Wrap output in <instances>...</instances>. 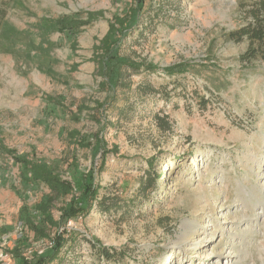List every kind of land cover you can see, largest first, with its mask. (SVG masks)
Instances as JSON below:
<instances>
[{
  "label": "rangeland",
  "instance_id": "obj_1",
  "mask_svg": "<svg viewBox=\"0 0 264 264\" xmlns=\"http://www.w3.org/2000/svg\"><path fill=\"white\" fill-rule=\"evenodd\" d=\"M153 1L135 26L137 0H0V264H32L57 230L61 264H264V58L241 60L249 42L229 36L259 0ZM125 29L120 53L156 70H130L113 90L100 46ZM143 82L158 92L131 90ZM129 101L134 116L118 120ZM12 154L71 184L53 203L52 238L33 242L20 218L50 190L27 182ZM88 188L114 200L111 211L62 217ZM212 227L214 239L195 245ZM91 240L125 256L106 260Z\"/></svg>",
  "mask_w": 264,
  "mask_h": 264
},
{
  "label": "trees",
  "instance_id": "obj_2",
  "mask_svg": "<svg viewBox=\"0 0 264 264\" xmlns=\"http://www.w3.org/2000/svg\"><path fill=\"white\" fill-rule=\"evenodd\" d=\"M137 2L138 7L136 9L137 12L135 11V15L138 14V16L135 20V26L139 25L142 15L146 12H149L154 6L153 0H149L147 5L145 4V0H137ZM249 15H251L252 19L245 26L229 33L230 38L235 41H242L244 39L248 40L249 47L247 51L240 56L241 60L243 61H252L253 58L258 56H262L264 58V0L255 2V4L251 6V9L249 10ZM4 17L5 14L0 13V20H2ZM126 32L127 30L125 29L124 35L119 37L117 41H114V39H112L111 37V34H108L102 41V46H100V48L106 47L107 53L104 54L105 57L101 56V59L98 60L100 64L99 69L100 72L101 70H109L108 72L101 73L105 75L107 79L106 83L111 85V88L113 90H116L126 83V76H130L132 74L130 70H156L153 63H149L147 58H141L140 60H137L136 58L122 55L120 53L121 43L128 34V32ZM108 51L111 55V61H114V59H116L111 65V68H109V64L106 62ZM185 71H187L185 68L179 70L169 69L168 73H184ZM50 73L53 76V73ZM131 90L135 91L137 95L142 96L158 92L156 87L148 82H143L142 84L136 86L135 89L132 88ZM208 102V99L203 97L202 107H206ZM48 103L59 105L55 99L49 100ZM99 105L101 108H104L106 103L102 102ZM136 110L137 108L135 101L125 102L120 108V115L118 117V120L126 119V121H130L134 116ZM163 118L159 117L157 121L164 128H169L168 124L165 122V120H163ZM12 156L24 162L22 176L27 182L32 183L34 186L45 184L50 190L46 196H44L38 203H36V214H31L30 211H27L24 207H22L20 218L23 220V223L28 227V229L34 233L33 242L40 240L43 241L46 238H52V232H54L55 234V231H53V229H55L56 226L58 228L60 222L54 219L52 211L53 203L56 199L63 198L62 196L64 194L66 195L72 191L71 184L68 181L63 180L62 171L55 166H48L41 160L20 158L15 154H12ZM151 165L153 166V163ZM143 180L139 186L138 193H140V195L146 196L151 187H147L145 183L146 179L144 181ZM111 201L114 200L110 199L107 195H104L100 198L99 188H97L96 190H91L89 188L87 190L84 189V192L79 201L74 203L71 201L69 204L66 203L63 206V208L61 209L62 217L66 219L68 217H74L78 214L80 215L81 213L86 215V213L92 210L94 206H96L102 212H109L112 208ZM44 226L46 228H44ZM65 232L66 230H64V232L62 233H58L57 230V241L45 252H43L44 254L39 252L35 253L31 263L51 264L52 262L54 263L57 261L58 264H61L63 260H61L60 254L66 246V238L64 236ZM72 238L73 244L77 241L78 236H72ZM22 240L25 243V245L23 246H29V244H32V241H30V238L27 236H24ZM91 242L93 244H96L97 240H91ZM97 246L99 248L100 255L106 260L113 261L122 259V257L125 256V253H123L121 250H116L112 247L109 248L101 245L100 243Z\"/></svg>",
  "mask_w": 264,
  "mask_h": 264
},
{
  "label": "bare ground",
  "instance_id": "obj_3",
  "mask_svg": "<svg viewBox=\"0 0 264 264\" xmlns=\"http://www.w3.org/2000/svg\"><path fill=\"white\" fill-rule=\"evenodd\" d=\"M249 228V227H248ZM250 230V229H249ZM216 229L215 228H209V230H205V234L202 238L199 239L198 242H196L195 245H200L199 247H204L206 246L207 242L211 241L212 239H214L215 235H216ZM209 236V238H208ZM206 243V244H205ZM233 248H231V250H229L228 254H232L234 251L232 250Z\"/></svg>",
  "mask_w": 264,
  "mask_h": 264
}]
</instances>
